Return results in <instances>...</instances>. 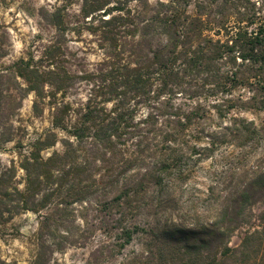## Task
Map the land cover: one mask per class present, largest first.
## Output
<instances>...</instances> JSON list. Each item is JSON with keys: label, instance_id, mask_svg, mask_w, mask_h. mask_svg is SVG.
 I'll list each match as a JSON object with an SVG mask.
<instances>
[{"label": "trees", "instance_id": "1", "mask_svg": "<svg viewBox=\"0 0 264 264\" xmlns=\"http://www.w3.org/2000/svg\"><path fill=\"white\" fill-rule=\"evenodd\" d=\"M36 12L52 34L0 68V145L15 150L0 163V239L36 214L31 264H46L73 217L87 223L78 204L105 218L111 253L136 241L120 264H264V119L242 114H264V0H54ZM68 33L91 35L92 67ZM29 94L50 126L24 143ZM208 160L207 183L190 184Z\"/></svg>", "mask_w": 264, "mask_h": 264}, {"label": "rangeland", "instance_id": "2", "mask_svg": "<svg viewBox=\"0 0 264 264\" xmlns=\"http://www.w3.org/2000/svg\"><path fill=\"white\" fill-rule=\"evenodd\" d=\"M154 1V0H150ZM54 0H0V47L6 51L5 56L0 57V68H6L13 61L23 56L26 52L36 49L52 34V29L47 27L37 15L40 6L52 5ZM68 47L76 54L77 59L87 67H92L100 58L101 53L96 48L91 35L83 33L79 38L74 33H68ZM13 82H5L3 86H9ZM84 92L80 90L78 97L83 99ZM76 96V95H75ZM32 94L26 96L21 103L16 116V123L25 126L27 131L23 136L24 143L43 132L50 126V114L47 110L39 117L32 114ZM243 116L260 122L264 114L258 111L243 112ZM59 148V146H56ZM232 148H226L227 151ZM13 142L0 145V163L9 164L10 159L15 158ZM219 152L216 158L222 157ZM263 152L260 148L255 154ZM47 155L48 152L43 153ZM211 166L210 160L203 163V169L197 172V177L190 184L200 187L207 183L204 174ZM21 176V172L19 173ZM187 196V194H184ZM184 199V196L183 198ZM77 215H86L87 223L80 217H73L74 224L70 225L73 234L69 237V243L62 245L60 250L48 253L46 264H120L123 254H128L137 248L136 241L119 252L111 253L110 245L113 243L112 234L105 231L102 215L94 209L85 211L82 206L73 204ZM72 218V219H73ZM7 231L0 239V257L5 261H14L16 264H31L35 253V233L38 227V216L31 212L22 213L12 218L7 224ZM239 242L238 234L231 238L230 244Z\"/></svg>", "mask_w": 264, "mask_h": 264}]
</instances>
